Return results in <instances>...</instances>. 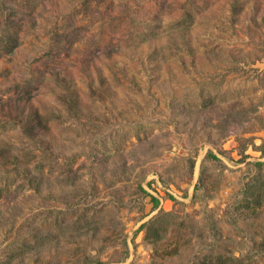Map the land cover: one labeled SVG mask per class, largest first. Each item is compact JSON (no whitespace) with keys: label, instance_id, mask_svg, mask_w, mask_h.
<instances>
[{"label":"rangeland","instance_id":"1","mask_svg":"<svg viewBox=\"0 0 264 264\" xmlns=\"http://www.w3.org/2000/svg\"><path fill=\"white\" fill-rule=\"evenodd\" d=\"M8 36L0 264H264V0H0Z\"/></svg>","mask_w":264,"mask_h":264},{"label":"trees","instance_id":"2","mask_svg":"<svg viewBox=\"0 0 264 264\" xmlns=\"http://www.w3.org/2000/svg\"><path fill=\"white\" fill-rule=\"evenodd\" d=\"M17 42L15 40V38L12 36H8L6 42H4L0 48H2V50L4 52H9L11 51L16 45ZM208 157H211L212 159L214 160H218L216 156L212 155V153H208L207 154ZM154 202V205H157L158 204V201H156L155 199L152 200ZM167 215L166 213H162L161 216H165ZM160 217V215L158 216ZM158 217H155L153 218V220L149 221V222H146L144 224H142L139 228L140 231H144L146 236H149L150 237V233L153 231L152 228H154V225L155 223L158 221ZM152 237V236H151Z\"/></svg>","mask_w":264,"mask_h":264}]
</instances>
